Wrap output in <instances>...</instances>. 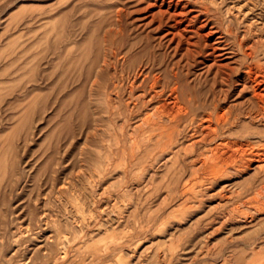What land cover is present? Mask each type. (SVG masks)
<instances>
[{"label": "rangeland", "instance_id": "1", "mask_svg": "<svg viewBox=\"0 0 264 264\" xmlns=\"http://www.w3.org/2000/svg\"><path fill=\"white\" fill-rule=\"evenodd\" d=\"M171 1L178 12H198L188 30L207 20L201 33L218 30L221 47L236 54L224 62L232 89L218 112L233 109L235 130L263 147L264 123L242 118L240 106L253 95L241 93L248 68H264V0ZM147 7L0 0V264H264V171L203 169L201 158L219 142L191 149L202 136L182 138L169 123L141 128L147 112L130 118L128 96L111 94L115 74H132L147 42L166 64L181 59L165 36L168 17L160 31L151 18L158 9ZM209 59L198 56L205 64L182 71L184 95L212 90L218 69L208 70ZM91 75L99 80L93 99Z\"/></svg>", "mask_w": 264, "mask_h": 264}, {"label": "bare ground", "instance_id": "2", "mask_svg": "<svg viewBox=\"0 0 264 264\" xmlns=\"http://www.w3.org/2000/svg\"><path fill=\"white\" fill-rule=\"evenodd\" d=\"M150 6L158 9L157 14L155 13L154 15H151V18L153 19L156 18L157 20L158 17L160 18V19L158 18L157 20L159 21V26L156 29L160 31L163 30L164 29L163 25L165 26V22H163V17L164 16H166V18L168 17L167 19L170 22V24L169 26H167L168 29L166 30L165 36L166 38L167 37L170 38L168 42L171 45L175 46L174 47L175 53L182 52L181 59L179 60V63L176 64L174 63L171 65L166 64L165 54L161 55L160 52L156 50L157 47L155 46L153 47L147 42L146 45L147 49L144 50L145 54H143L142 52L141 58H138V61L141 62L139 67L136 68V70H134L132 74L131 72H128L126 74V78H124L121 75L120 77L117 78V74H115L116 83L115 85H113V88L111 90V94H113L112 96H117V97H119V95L128 96L130 103H127L124 106V108L126 111L130 113V115H128L130 116V118L133 117L135 112L140 113L141 110L147 112L144 116H141L139 119V126L141 128L144 129L151 128V131L155 132L156 130H159V128H161L162 126L165 127L169 123L171 129L172 127L177 128V130L178 128H180V136L182 138L188 137L189 135H191V138L192 136L195 137L197 135L202 136L200 141L190 142V144L192 143L191 149H194L200 142L210 141L209 144L211 145L219 142V144L216 147H212V149L211 147H209L211 150L207 152V155L205 154L206 156L204 155L205 156L204 159L201 158L202 159L201 164L203 169L233 168L234 170L235 167H244L247 169H251L253 171L256 170L264 171V146L260 145L263 147L255 148V146H253V143L250 142V138H248V136L246 138V136L244 135L242 136V134L238 130H235L236 126H238L237 124L241 119L240 116L237 115V113L235 114L237 116L233 118V109H229L228 111L218 112L219 105H221L223 102H226L230 98L231 95L230 90L232 89L230 88L232 85V79H231L232 76L223 72V70L229 69L230 66L224 64V62L228 60L232 61V56L236 55V54L234 55L230 54L229 52L230 50L228 49L227 45L224 46L225 48L221 47L225 43L224 35L221 34V32L219 33L218 30L215 31V29H211L212 31H210L207 34L201 33L203 31H206V29L208 28L207 20L205 21L202 20L203 24L200 23L201 26H199L200 28H198V31L191 32L190 30H188L190 27L195 25L200 18L198 12H197V16L191 17L193 14L191 13L192 11L190 10L191 12L189 11L187 12L184 10L187 5L180 12H178L179 4L171 0L170 2L168 0H148V7L151 8ZM166 6H167V10H164ZM172 8H174V12L171 11ZM182 16L183 17L186 16L188 18V20L186 19L188 24L187 27L185 26V29L182 28V26L186 21L183 20L184 18ZM180 17H182L181 20ZM168 21L166 22V24L169 23ZM188 31L192 33V36L191 33H189ZM216 34L218 35V38L215 39L213 43H210V39L214 37V35ZM165 36L159 37L160 39L158 40L161 41L162 40L161 38L164 39ZM148 40L149 38H147V41ZM159 47L163 48L162 43H159ZM134 49H137V45L133 47V50ZM250 53H252V51ZM139 55L141 54H138V57ZM198 56L207 57L211 59V62L213 63L212 65L207 66L208 70H212L215 68V66H217L218 70L214 74L215 77L213 76L214 83L213 85H211L213 86V88L212 90H210V92L207 93V95H201L199 97L195 95L193 96L191 94L184 95L183 87H185V85L182 83L183 82V79L181 78L182 71H186L187 73H189L190 69L194 66H197L198 63L205 64L203 61L201 62L195 60V58H198ZM106 60H108V58ZM106 60L104 61L105 64L101 62L103 64V67L104 65L105 67L108 66L109 62L107 63ZM182 62H184V64H181ZM119 63L121 62L119 61ZM255 65H257L256 62ZM263 69L260 66L249 67L248 72L245 73L244 78L241 81L242 83L241 93L250 90L251 93L253 94L247 103L242 104V106H240V108L242 107L245 109L244 111L242 110L241 112L242 113L241 115L243 116L242 118L244 119L247 118L249 120L251 118L253 121L256 120V123L257 121L260 123H264V70ZM232 70H234V68H232ZM122 72H124V70H122ZM96 74H98V72ZM93 78L91 75L88 79L89 84H92V86H90V89L88 90L90 91L88 92L90 93V96L94 92L95 87L99 85L98 84L99 80ZM218 84H219L218 86L219 91L217 88V92H215L216 89L214 88ZM137 94L140 95L136 96ZM246 105L247 107H251V109L246 108L245 107ZM130 118H128L129 121ZM244 122H246V120ZM165 128H169V127H165ZM220 129L222 130V134H220L221 133ZM168 132L170 133V131ZM149 135L152 134L149 133ZM154 136H156V134H154ZM220 137L226 140L228 139L229 141L226 140L223 141L222 139H220ZM149 138L150 136L148 137V140ZM157 138L159 137L157 136ZM152 145L154 144L152 143ZM206 146L207 145H205V147ZM155 148L157 147L155 146ZM162 150L164 151L165 149H161L160 152H163ZM192 151L191 153H193ZM165 154L167 153L165 152ZM178 154H179L178 152H175L173 156H177ZM201 154H203V152ZM198 156H200V153ZM177 159L176 162H178ZM195 160H197V158ZM194 163L195 162H193V164ZM191 164L189 167L192 166ZM262 192L261 194L264 197V188H262ZM245 193L247 194V191Z\"/></svg>", "mask_w": 264, "mask_h": 264}]
</instances>
